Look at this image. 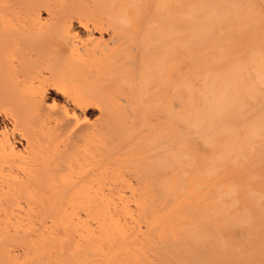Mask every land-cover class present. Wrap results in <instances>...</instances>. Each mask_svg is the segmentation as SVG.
<instances>
[{
  "label": "bare ground",
  "instance_id": "obj_1",
  "mask_svg": "<svg viewBox=\"0 0 264 264\" xmlns=\"http://www.w3.org/2000/svg\"><path fill=\"white\" fill-rule=\"evenodd\" d=\"M255 212L264 0H0V264H224Z\"/></svg>",
  "mask_w": 264,
  "mask_h": 264
},
{
  "label": "rangeland",
  "instance_id": "obj_2",
  "mask_svg": "<svg viewBox=\"0 0 264 264\" xmlns=\"http://www.w3.org/2000/svg\"><path fill=\"white\" fill-rule=\"evenodd\" d=\"M134 46L137 47V44H135ZM137 48H138V47H137ZM133 51L135 52L134 55L137 56V57H136V60H134V63H135V62L138 63V65L135 63V64L137 65L136 67H134V65H135L134 63H133L134 65L132 64V65H133L132 68H134V70H135V68H137V67L139 66V60H138V58H139V57H138L139 52H138V49H137V50H136V49H135V50L133 49ZM134 58H135V56H134ZM137 71H138V68H137ZM137 71H134V72L136 73ZM137 73H138V72H137ZM137 73L134 74V76L137 75ZM120 89H121V88H120ZM120 89L117 90L118 93H114V92H115L114 90H111V91H114V92L109 91L110 94H111V93H113V94H117V95H119V94H123V95H119V97H118L117 95H113V94L111 95V96L114 97V99H116V101H117V99H118V100H119V101H118L119 103L122 102V98L125 99V95H124V94H125V92H126L125 90H124L125 92L121 90V93H120V92H119ZM117 91H116V92H117ZM115 96H116V98H115ZM121 96H122V97H121ZM120 97H121V99H120ZM118 102H117V103H118ZM124 102H125V101H124ZM124 102L120 103V105H122ZM119 103H118V104H119ZM125 105H126V102H125ZM99 112H100V111H99V107H97L96 105L90 104V106H88V108L85 110V115H86V117L89 119V121H92V122H94V123L97 122V123H95V124H99V123H101V121L103 122V120L101 119V117H100V115H99V114H100ZM129 115H130L129 118L132 117V116H131V113H130ZM98 117H99V119H98ZM99 121H100V122H99ZM98 122H99V123H98ZM23 209H24V210H23ZM23 209H22V212L25 211L24 214H25V213H28V212H26L27 210H25V207H23ZM256 213H257V212L254 213L255 216H252L253 214H252V215H251V214H250V215L247 214V216H248V217L250 216L249 218H251V220L249 219L248 221H250V222L252 221V222H251V224H249L250 226H249V225L247 226V224H246L247 227L244 226V227H243L244 229H242V227H241V229H242L241 231H242V233H244V234H243L244 238H242L243 236H241V239H242V240H241L240 243H241V244L243 243V244L241 245V244L239 243L238 246H237L236 243H238V242L240 241V239H238V240H239L238 242L235 241L236 243H233L234 246L236 245L235 247H234L233 245H230V244H229L230 247L227 248V247L229 246L228 243H227V245H226L227 247L225 246L227 249L225 248V252H226V253H225V257H226L225 259H226V261L224 260V261H225L224 264H234V263H236V264H238V263H239V264H264V258H262L261 260L256 259V258H259V257L256 256V253H255L256 251H258L257 253H261V254L264 253V252H263V250H264V246H263V248L261 247L262 245H264V239H263V237H264V231H263V230H264V229H263V228H264V226H263V225H264V224H263V223H264V221H263V219H264V216H263L264 213H262V212H258L257 214H256ZM259 213H261V215H260ZM24 214H23V215H24ZM21 215H22V214H21ZM23 215H22V216H23ZM258 218H259V220H257ZM256 220H257V221H256ZM259 221H260V222H259ZM261 221H262L263 223H262ZM248 223H249V222H248ZM253 223H254V224H253ZM259 223H260V224H259ZM261 223H262V224H261ZM244 225H245V224H244ZM252 225H253L254 227H253ZM257 227H258L259 231L261 230V229H260V227H261V228L263 229V230H262L263 232L260 231L261 233L259 234V231H257V230H258ZM247 228H248V229H247ZM249 228H251V229H249ZM254 228H255V229H254ZM246 230H247V231H246ZM248 230H249V231H248ZM250 230H251V232H252V231H253V232L251 233ZM254 230H255V231H254ZM244 231H245V232H244ZM246 232H248V233H246ZM255 233H256V234H255ZM262 233H263V235H262ZM252 234H253V235H252ZM246 235L248 236V238H246V237H247ZM260 235H261V237H262V236H263V237L261 238ZM258 236L262 239V242H260V243H257V242L261 241V239H259ZM253 237H254V238H253ZM239 238H240V237H239ZM251 238H253V239H251ZM256 238H257V239H256ZM249 239H250V240H249ZM251 240H252V243H251ZM256 240H257V241H256ZM249 241H250V243H249ZM254 241H256V242H254ZM246 242L248 243V245H247ZM244 243H245V246H249V247L251 246V247L253 248V250H251V247H250V248H249V247H244ZM256 244H257V246H256ZM261 244H262V245H261ZM252 245H253L254 247H253ZM231 246H232L234 249H233ZM240 246H242V248H244L243 250H245L246 248H247V249H246L245 251H243L242 248H241ZM258 246L261 247V248L259 247L260 250H258V249H259ZM255 247H257V248H255ZM15 248H16V247H15ZM230 248H231V250L229 251ZM239 248H240V249H239ZM16 249H17V248H16ZM236 249H237V250H236ZM248 249H250L251 251H249ZM262 249H263V250H262ZM12 250H14V247H13ZM17 250H18V249H17ZM17 250H16V251H17ZM239 250H240V251H239ZM255 250H256V251H255ZM16 251L14 250V252H16ZM228 251H229V253H227ZM231 251H232V253H231ZM236 251L238 252V254H237ZM241 251H243V252L241 253ZM248 251H249V252H248ZM252 251H254V252H252ZM260 251H261V252H260ZM233 252L236 253V254L238 255V257H237V255L234 254ZM239 252H240V253H239ZM262 252H263V253H262ZM246 253H247V254H246ZM254 253H255V254H254ZM226 254H227V256H226ZM233 254H234V255H233ZM243 254H245V255H243ZM249 254H251V255H249ZM229 256H230V257H229ZM240 256H241V257H240ZM244 256H246V257H244ZM247 256H248V257H247ZM252 256H253V257L255 256V257H254L255 259H254ZM227 257L229 258V260L227 259ZM249 257H251V258H249ZM263 257H264V256H263ZM241 258H243V259H241ZM247 258H249V260H247ZM231 259H232V260H231ZM234 259H235V260H234ZM239 259H241V260H239ZM244 259H245V260H244ZM227 260H228V262H227ZM230 260H231V261H230ZM233 260H234V262H233ZM250 260H252V261H250ZM253 260H254L255 262H254ZM235 261H236V262H235ZM259 261H260V262H259ZM252 262H253V263H252Z\"/></svg>",
  "mask_w": 264,
  "mask_h": 264
}]
</instances>
